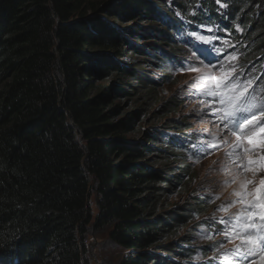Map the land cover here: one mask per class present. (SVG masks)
<instances>
[{
  "label": "trees",
  "instance_id": "obj_1",
  "mask_svg": "<svg viewBox=\"0 0 264 264\" xmlns=\"http://www.w3.org/2000/svg\"><path fill=\"white\" fill-rule=\"evenodd\" d=\"M219 1L259 68L264 0ZM160 14L176 18L167 0H0V264H90L89 227L125 251L117 264H199L188 238L205 203L187 192L171 201L188 164L164 131L187 121L141 124L158 82L136 68L138 40L118 25L149 21L139 33L153 37L150 59L168 46ZM136 95L143 101L124 108Z\"/></svg>",
  "mask_w": 264,
  "mask_h": 264
},
{
  "label": "rangeland",
  "instance_id": "obj_2",
  "mask_svg": "<svg viewBox=\"0 0 264 264\" xmlns=\"http://www.w3.org/2000/svg\"><path fill=\"white\" fill-rule=\"evenodd\" d=\"M204 3L206 5L209 3H214L217 5L216 11L213 14H209L204 9ZM179 4L187 7L188 9L181 10ZM167 9L171 14L176 16V18L168 19L166 15L160 14L156 21H161L167 28L164 34H162V39H166L165 41L168 43V46L160 47L150 59L142 55V52L149 54V52L144 49V45L153 44V37L151 34L142 36L141 33H139L148 26L149 21L132 18L133 21H123V23H119L118 25H120L121 28L126 27L127 29L131 30V33L126 35L129 36L131 40H138L136 41V45L138 46L139 52H137V58H134L137 60L136 68L140 70L142 66V70L145 71L144 77L156 79V82H158L156 98L153 103L149 102L150 107L148 116H146L147 119H145L141 124L145 127H147V125L150 126L148 128V130H150V128H162V123L166 119L167 121L175 122L176 124H180V122L185 119L187 121L186 129L182 131L181 128L177 126L173 130L175 133L190 134L194 141L200 139L204 140L202 143L207 142L206 135H208V137H210L208 143H212L213 140L219 142V146L214 151L207 154L204 158L203 156L205 154L201 155L199 159H196V157H191V155L187 153L186 149H182L180 164H186L190 162L186 168L187 175L185 180L188 182L185 184V187L183 188L184 191L178 200L175 196L171 198V201L183 202V200L187 198V194L189 196V200H191L193 197H199L203 200V202L206 203V205L202 207L203 215L199 217H201L204 222H215L219 226L223 224V227H221V234L224 238L223 242L221 238L215 236V234L207 233V227L204 228L202 227L203 225H196L191 238H188L190 245L199 246L201 248L200 250H197L195 256L190 257L189 260L194 259L196 263L199 264H218L213 260V257L214 255L218 256L221 250L224 252L227 248L233 246L239 247V249L242 251L246 249L244 246V241L246 239L238 236V234L234 235L231 233L229 239L225 238L230 229L227 226L228 223L226 217L233 215V213L238 214L241 209L244 208V205L242 204L253 198L254 193L253 195H249V197L246 196L245 201L241 202L240 198L235 195V192L237 190H241L240 185L244 181L254 182L247 185L250 188L249 189L247 187L249 193H252L253 189L260 185V183L258 185L257 183L259 179L261 180L264 178V170L262 171L260 167L261 163H264V160L261 159L264 157V150H261L258 139L254 144H249L246 138H242L244 139L242 140V154L240 156L232 154V148L229 145L230 136L221 132L220 128L216 126L218 122L217 118L215 115L211 114L215 111H211L210 108H212L214 105L219 107L218 99L216 101H207L198 94V86H205V81L197 82V77H199L201 73L207 72L211 68V65H215L218 62L214 61L211 62V64H208L209 59L204 58L205 65H200L197 63L198 61L194 54L189 53L190 63H188L183 69H177H179V66L182 63V56L185 54V48L183 46L185 41V33L189 35L193 33L205 36L210 35L190 26L191 21L197 20L200 22L219 23L230 31L232 39L238 37L237 35L241 34V30L237 29L236 27H234L233 30L231 29V22L226 15V11L228 9L226 10L225 4L219 0H167ZM224 34L226 40L225 44L222 42L223 36L220 34V30L219 32L214 33L215 36L212 34L215 38H217L215 43H218L225 53L222 57V61L219 62L223 64L222 70L217 68V66L212 67V75L217 79H222L225 76H232L233 83L231 84L233 86L231 88L239 87L240 92H244V89L248 88V82L250 81L252 88L255 89L253 95L257 100L260 89H263L264 94V83H261L256 73H248V71H251V66L249 60L246 59L245 55L243 54V52L246 51V48L242 46L240 52H236V49L233 48V45H230V39L227 37L228 33L224 32ZM218 35L220 38L217 37ZM249 57H253L252 54H250ZM129 58H131V55L127 54L126 60H129ZM240 58H242L243 61L240 60ZM189 64L191 68H199L200 72L189 70L187 67ZM127 65L132 67L130 63H127ZM240 66H244L245 68ZM241 71L245 73H241ZM163 73L166 74V77H164L165 75H163ZM135 97H132V99L124 102V108H132L138 104L136 100L143 101L144 99L142 95H136ZM165 103L175 104V109L169 112L167 116H164V113L162 112L153 117L151 116L150 119L148 118L154 110H157V108H162ZM206 103H210V105L207 106ZM262 117L263 112H260L259 118ZM213 120H217V122L214 123ZM165 131L172 133V130ZM250 132L254 136V133L251 130ZM176 137H178L176 134L170 135V139H174ZM223 147H225V149ZM246 148L249 150L245 151ZM238 159L245 160L246 163L243 165V168L238 167V165H240V163H238ZM250 160L253 161L251 165L249 164ZM177 161H173L171 159L170 163L171 165H174ZM250 169L255 170V175ZM217 177L218 179H216ZM185 192H187L186 195H184ZM94 202L95 194H92L90 203L93 213L96 212ZM212 213L214 215H211ZM225 224L226 226H224ZM85 239L87 250L86 256L90 264H117V262L125 254L123 249L114 245L108 240L107 231L105 229L96 230L93 227H89ZM205 246H207V250L204 249ZM176 260L178 262H182L183 258H177ZM257 260V264H261L264 261V255H261L246 264H256Z\"/></svg>",
  "mask_w": 264,
  "mask_h": 264
},
{
  "label": "snow or ice",
  "instance_id": "obj_3",
  "mask_svg": "<svg viewBox=\"0 0 264 264\" xmlns=\"http://www.w3.org/2000/svg\"><path fill=\"white\" fill-rule=\"evenodd\" d=\"M205 42L208 43V41ZM208 64H211V62L209 61ZM184 67L185 65L181 63V68L183 69ZM187 67L191 71L200 72L199 68H191L190 64ZM213 79L216 78L213 77L212 71L209 69L207 72H203L197 77V82ZM230 80L231 77L225 76L222 79H216V83L212 87L205 84V88H207L206 94L218 98L219 101V107L213 114L218 118L223 130L231 132L233 136H236V144L234 145V148L241 145L242 138H246L249 144H254L258 138L260 148L261 150H264V127H261V125H264V118H258L254 115L257 111L264 112V103L257 102L256 97L253 95L255 89L252 88L250 81L248 82V88L245 89L244 92H240L239 87H228V83L226 82H230ZM201 94L203 95L205 93L201 92ZM253 128H259V133L254 134L252 137H248L247 133ZM215 146L216 145L214 144L197 143L193 147L196 149V155H204L209 154ZM248 150L249 149H245V151ZM261 159L264 160V157ZM252 163L253 161L250 160L249 164L251 165ZM238 167L243 168L244 166L240 164ZM260 167L264 170V163H261ZM250 170H252L255 175V170ZM252 183L254 182H242L240 185L241 190L235 192V195L240 198L241 202L245 201L246 196L253 195V193L254 195L251 200L244 202V208L246 211L245 213H242L239 219H237L234 226L240 228L242 231L254 230L255 237L249 235L244 243L257 245L260 250H264V178L260 180V185L255 187L252 193H249L247 185ZM257 211L259 223L255 222L257 219ZM240 220H245L246 222L241 223ZM253 254L254 249L251 247H248L243 251L241 249H236L234 253L237 257L243 256L245 261L253 256Z\"/></svg>",
  "mask_w": 264,
  "mask_h": 264
},
{
  "label": "bare ground",
  "instance_id": "obj_4",
  "mask_svg": "<svg viewBox=\"0 0 264 264\" xmlns=\"http://www.w3.org/2000/svg\"><path fill=\"white\" fill-rule=\"evenodd\" d=\"M204 5V9L209 13V14H213L215 11H216V9H217V5H215L214 3H209V4H203ZM179 6H180V9L182 10V9H188L187 7H185V6H183V5H181V4H179ZM180 18H181V16H180ZM182 26V25H181ZM190 26H193V28H196V24H195V22L194 21H191V24H190ZM185 30V29H184ZM182 31V30H181ZM185 32V31H184ZM180 34V33H179ZM184 35V34H183ZM172 37V36H171ZM210 37V36H209ZM167 38V37H166ZM177 39H179V38H177ZM201 39L203 40V41H208L210 38H208V35L207 36H205V35H203L202 37H201ZM166 40V39H165ZM173 41V40H172ZM174 42H175V40H174ZM185 42V41H184ZM167 43V42H166ZM162 44H163V42H162ZM209 45L210 44H201V42L198 44V48H199V50L202 52V54H201V58H197V63H199L200 65H205L204 63H205V60H204V58H206V54H205V51L208 49V47H209ZM170 47V46H169ZM178 47V46H177ZM163 50V49H162ZM170 50V49H169ZM172 51V50H171ZM164 54V53H163ZM162 54V55H163ZM166 54V53H165ZM168 55H169V53H168ZM150 57H152V56H150ZM166 57V56H165ZM164 57V58H165ZM186 61H190L189 59V56H188V54H184L183 56H182ZM154 58H156V57H154ZM159 58V57H158ZM164 60V59H163ZM248 60H249V62H250V66L252 65V63H253V60H251V59H249L248 58ZM154 63V62H153ZM247 63V62H246ZM249 64V63H248ZM157 65H158V63H157ZM222 65L223 64H221V63H219L218 65H216L217 66V68H219V69H221L222 70ZM153 66V65H152ZM154 66H156V65H154ZM248 66V65H247ZM162 67V66H161ZM203 67H205V66H203ZM250 68V67H249ZM211 69V71L213 72V69H212V67L210 68ZM215 75H216V73H215ZM217 79V78H216ZM216 79H213V80H208V81H205V84H207L209 87H212V86H214L215 85V83H216ZM198 89L199 90H201V91H206L207 90V88H205V86H201V85H199L198 86ZM261 98H264V94H263V89H260V92H259V95H258V98L257 99H261ZM254 115L256 116V117H258L259 118V116H260V111H257V112H255L254 113ZM208 118H209V116H208ZM217 126V125H216ZM219 128H220V130H221V132H223V133H225L226 134V132H225V130H223V128H222V125L220 124L219 126H218ZM255 131L256 130H258V129H256V128H253ZM215 130V129H214ZM214 132V131H213ZM257 133H259V130L257 131ZM212 135V134H211ZM214 135V134H213ZM229 136H230V142H229V145L231 146V148H232V154H234V155H236V156H240L241 154H242V140H244V139H242L241 140V145L239 146V147H235L234 148V145L236 144V136H233L232 134H231V132L228 134ZM202 136V135H201ZM220 137V136H219ZM177 138V137H176ZM175 138V139H176ZM204 138V137H203ZM194 139H195V137H194ZM177 141V140H176ZM169 142H171L172 144H173V142H172V139H170L169 140ZM176 143V142H175ZM246 143V142H245ZM224 149H225V147H223ZM226 148H228V147H226ZM247 149V148H246ZM221 150V149H220ZM222 152V151H221ZM226 153V152H225ZM248 154V153H247ZM250 154V153H249ZM247 157V156H246ZM249 157V156H248ZM231 159V158H230ZM229 159V160H230ZM223 160V159H222ZM225 160V159H224ZM220 162V161H219ZM231 163V162H230ZM222 164V163H221ZM226 164H228V163H226ZM216 165V164H215ZM229 166V165H228ZM247 166V165H246ZM216 168H217V166H216ZM220 168V167H219ZM218 170V169H217ZM220 170V169H219ZM222 170V169H221ZM260 170V169H259ZM231 171V170H230ZM263 171V170H262ZM250 172V171H249ZM215 173V172H214ZM217 173V172H216ZM243 174V173H242ZM221 175V174H220ZM246 175V174H245ZM219 176V175H218ZM216 179H218V177L216 178ZM249 185V184H248ZM254 186V185H253ZM248 187V186H247ZM251 187V186H250ZM249 188V187H248ZM252 188V187H251ZM250 189V188H249ZM238 191V190H237ZM240 191V190H239ZM235 192V191H234ZM252 192V191H251ZM234 195V194H233ZM249 197V196H248ZM238 201V200H237ZM240 204V203H239ZM242 205H244V204H242ZM235 210V209H234ZM237 211V210H236ZM224 212H226V211H224ZM235 212V211H234ZM238 212V211H237ZM228 213V212H227ZM223 214V213H222ZM228 214H230V213H228ZM232 214V213H231ZM221 215V214H220ZM233 215H234V213H233ZM221 219V218H220ZM223 232V231H222ZM226 240V239H225ZM212 260V259H211ZM257 262H258V260L256 261V264H257ZM204 263V262H203Z\"/></svg>",
  "mask_w": 264,
  "mask_h": 264
}]
</instances>
